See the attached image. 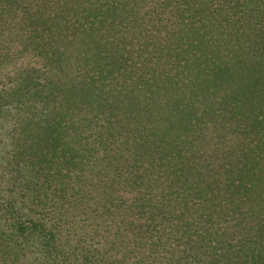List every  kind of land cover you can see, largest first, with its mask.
<instances>
[{"label": "trees", "instance_id": "1", "mask_svg": "<svg viewBox=\"0 0 264 264\" xmlns=\"http://www.w3.org/2000/svg\"><path fill=\"white\" fill-rule=\"evenodd\" d=\"M0 264H264V0H0Z\"/></svg>", "mask_w": 264, "mask_h": 264}]
</instances>
